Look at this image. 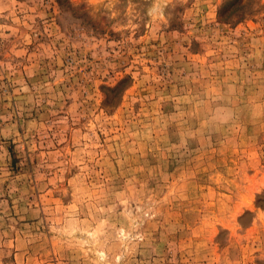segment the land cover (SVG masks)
<instances>
[{
	"label": "rangeland",
	"instance_id": "374dc122",
	"mask_svg": "<svg viewBox=\"0 0 264 264\" xmlns=\"http://www.w3.org/2000/svg\"><path fill=\"white\" fill-rule=\"evenodd\" d=\"M0 264H264V0H0Z\"/></svg>",
	"mask_w": 264,
	"mask_h": 264
}]
</instances>
